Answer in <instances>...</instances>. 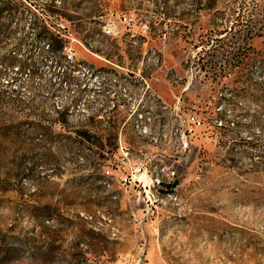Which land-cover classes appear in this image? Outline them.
Returning <instances> with one entry per match:
<instances>
[{
  "label": "rangeland",
  "instance_id": "1",
  "mask_svg": "<svg viewBox=\"0 0 264 264\" xmlns=\"http://www.w3.org/2000/svg\"><path fill=\"white\" fill-rule=\"evenodd\" d=\"M8 1L0 264H264V0Z\"/></svg>",
  "mask_w": 264,
  "mask_h": 264
},
{
  "label": "trees",
  "instance_id": "2",
  "mask_svg": "<svg viewBox=\"0 0 264 264\" xmlns=\"http://www.w3.org/2000/svg\"><path fill=\"white\" fill-rule=\"evenodd\" d=\"M50 1H51L50 4H46V6H44L43 11L46 13V15L49 18L62 17V14L55 7V5L53 3V0H50ZM10 2H12V1L9 0L8 3H10ZM234 14L241 15V12L240 13L234 12ZM34 18H35V25H38L39 28H40L39 37L42 38V35H45L43 39H48V40L52 41L53 43L62 42V45L60 43V45H61L60 46V50H62V52L64 53L68 46L66 45V43H64L65 41L63 42L61 39H57V37H55L56 35L50 29V27L53 28L52 27L53 25L52 24L48 25V24L44 23V21L40 22L37 15H34ZM53 29H55V28H53ZM56 31H60V30L57 29ZM50 47L51 46L49 45V48ZM2 61H4V60H2ZM5 61H9L10 62V64L8 66H14L15 64H18L19 65L18 69L26 68V65H27V62H28L25 59H23V57H18L17 55H14V56L9 55V57H7L5 59ZM6 65H7V63H6ZM66 77H67V75H66Z\"/></svg>",
  "mask_w": 264,
  "mask_h": 264
},
{
  "label": "built area",
  "instance_id": "3",
  "mask_svg": "<svg viewBox=\"0 0 264 264\" xmlns=\"http://www.w3.org/2000/svg\"><path fill=\"white\" fill-rule=\"evenodd\" d=\"M111 32V30H108L107 33L109 34ZM161 181L160 180H157V184H160Z\"/></svg>",
  "mask_w": 264,
  "mask_h": 264
}]
</instances>
